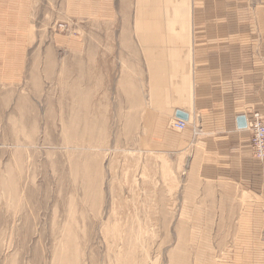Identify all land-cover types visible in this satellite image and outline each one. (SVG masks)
<instances>
[{
  "label": "rangeland",
  "instance_id": "374dc122",
  "mask_svg": "<svg viewBox=\"0 0 264 264\" xmlns=\"http://www.w3.org/2000/svg\"><path fill=\"white\" fill-rule=\"evenodd\" d=\"M68 5L0 0V264H264L247 196L183 142L200 113L163 122L129 18Z\"/></svg>",
  "mask_w": 264,
  "mask_h": 264
},
{
  "label": "crops",
  "instance_id": "0c3cea01",
  "mask_svg": "<svg viewBox=\"0 0 264 264\" xmlns=\"http://www.w3.org/2000/svg\"><path fill=\"white\" fill-rule=\"evenodd\" d=\"M67 1L79 20L111 21L118 10L129 18L125 32L148 66L163 122L179 120L177 112L200 113L199 125L180 132L183 142L200 146L205 176L229 180L247 196L238 225L258 226L243 240L257 243L263 256L264 165L237 120L264 114V0ZM153 66L163 70L153 73Z\"/></svg>",
  "mask_w": 264,
  "mask_h": 264
},
{
  "label": "built area",
  "instance_id": "2783aa9c",
  "mask_svg": "<svg viewBox=\"0 0 264 264\" xmlns=\"http://www.w3.org/2000/svg\"><path fill=\"white\" fill-rule=\"evenodd\" d=\"M61 28H64L62 26ZM255 119L251 124V143L253 148V155L256 159L264 162V119L259 114H254ZM188 124L184 121H177L176 128L180 131L186 129Z\"/></svg>",
  "mask_w": 264,
  "mask_h": 264
},
{
  "label": "water",
  "instance_id": "95a60500",
  "mask_svg": "<svg viewBox=\"0 0 264 264\" xmlns=\"http://www.w3.org/2000/svg\"><path fill=\"white\" fill-rule=\"evenodd\" d=\"M176 117L179 120H183V121H188V119H189V116L183 112H177ZM237 122H238V126L240 129H245L247 127V121H246V118L244 116L239 117Z\"/></svg>",
  "mask_w": 264,
  "mask_h": 264
},
{
  "label": "bare ground",
  "instance_id": "6f19581e",
  "mask_svg": "<svg viewBox=\"0 0 264 264\" xmlns=\"http://www.w3.org/2000/svg\"><path fill=\"white\" fill-rule=\"evenodd\" d=\"M261 116V115H260ZM262 117V116H261ZM263 118V117H262ZM254 119H255V116H253V119H252V121L250 122V126H251V124L253 123V121H254ZM264 119V118H263ZM264 122V121H263ZM175 129H177L176 128V124L173 126ZM187 128V127H186ZM178 130V129H177ZM185 130V129H184ZM184 130H182V131H184ZM180 131V130H179ZM262 162V161H261Z\"/></svg>",
  "mask_w": 264,
  "mask_h": 264
}]
</instances>
